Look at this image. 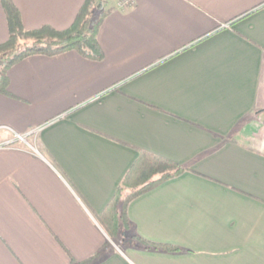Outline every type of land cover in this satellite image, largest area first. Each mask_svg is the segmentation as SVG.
Wrapping results in <instances>:
<instances>
[{"label": "crops", "instance_id": "obj_1", "mask_svg": "<svg viewBox=\"0 0 264 264\" xmlns=\"http://www.w3.org/2000/svg\"><path fill=\"white\" fill-rule=\"evenodd\" d=\"M13 1L27 28L61 29L85 0ZM106 4L101 60L8 68L0 264H264V0ZM140 150L189 167L128 206L138 234L182 251L117 248L97 218Z\"/></svg>", "mask_w": 264, "mask_h": 264}, {"label": "trees", "instance_id": "obj_2", "mask_svg": "<svg viewBox=\"0 0 264 264\" xmlns=\"http://www.w3.org/2000/svg\"><path fill=\"white\" fill-rule=\"evenodd\" d=\"M2 4L8 20L9 34L7 39L0 43V92H9L8 68L27 56L55 55L76 50L91 59L101 60L104 57L98 34L105 17L112 10V7L103 8L106 0H85L71 25L61 29L50 24L27 28L13 0H2ZM188 169V166L140 150L110 202L97 214L110 239L120 244L121 248L130 243L149 250L169 253L182 251L177 245L151 241L138 234L129 218L128 206L134 198ZM98 259L99 253L81 263L93 264ZM74 262L72 258L71 264Z\"/></svg>", "mask_w": 264, "mask_h": 264}, {"label": "built area", "instance_id": "obj_3", "mask_svg": "<svg viewBox=\"0 0 264 264\" xmlns=\"http://www.w3.org/2000/svg\"><path fill=\"white\" fill-rule=\"evenodd\" d=\"M136 0H121L122 4L124 5H131L133 3H135ZM262 78H263V81H264V62H263V70H262ZM37 131L36 130H33L31 131L30 133H27V134H20V133H17L16 136H15V139H19V140H22V141H27V137L29 134H35ZM4 145H1L0 144V147H2Z\"/></svg>", "mask_w": 264, "mask_h": 264}, {"label": "rangeland", "instance_id": "obj_4", "mask_svg": "<svg viewBox=\"0 0 264 264\" xmlns=\"http://www.w3.org/2000/svg\"><path fill=\"white\" fill-rule=\"evenodd\" d=\"M121 3H122V2H121ZM109 7H110V6L107 5V4H105V6H103V8H105V9H107V8H109ZM112 243H113V246L115 245L117 248H121V247H122L120 244L115 243L113 240H112Z\"/></svg>", "mask_w": 264, "mask_h": 264}]
</instances>
